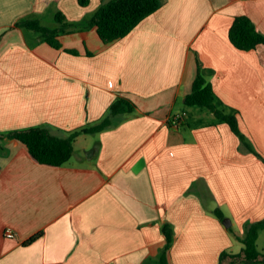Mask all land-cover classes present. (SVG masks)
Returning a JSON list of instances; mask_svg holds the SVG:
<instances>
[{
    "label": "crops",
    "instance_id": "obj_1",
    "mask_svg": "<svg viewBox=\"0 0 264 264\" xmlns=\"http://www.w3.org/2000/svg\"><path fill=\"white\" fill-rule=\"evenodd\" d=\"M101 1L0 0V132L47 124L64 135L99 119L116 95L136 104L118 125L77 135L61 165L0 137V264H159L164 223L170 264H218L222 250L241 249L234 235L264 217V161L239 149L227 123H200L209 114L184 101L199 59L264 156V44L243 50L228 36L240 14L264 33V0H162L107 43L88 27L60 32L55 48L14 27L26 16L55 20L57 10L84 22Z\"/></svg>",
    "mask_w": 264,
    "mask_h": 264
},
{
    "label": "trees",
    "instance_id": "obj_2",
    "mask_svg": "<svg viewBox=\"0 0 264 264\" xmlns=\"http://www.w3.org/2000/svg\"><path fill=\"white\" fill-rule=\"evenodd\" d=\"M89 0H79L86 5ZM162 5V0H102L97 9L84 21H69L61 10L54 13V19L58 23L55 28L42 23L39 17H21L14 22V27L36 31L42 39L51 46L59 48L61 43L58 34L62 31L95 27L100 39L111 42L127 35L143 18L156 11ZM230 42L237 48L249 50L258 44H264V33L257 29L253 20L246 14L234 16L228 32ZM66 51L76 54L75 49ZM213 73V69L206 68L197 59V74L193 80L191 91L185 96V105L207 108L209 117L201 118L204 125H217L225 122L239 138V149L252 152L264 161V156L258 152L249 138L240 129L238 122V110L225 102L216 94L207 75ZM136 104L127 96L116 95L105 113L97 120L87 122L64 135L52 132V126L38 124L28 127L12 129L0 132V137L9 136L25 144L29 153L39 162L50 165L65 163L73 153V142L81 133H94L112 128L118 125L125 115L133 113ZM177 118H173L175 121ZM214 214L222 219L224 214L220 208L214 209ZM264 229V217L246 223L243 235H234L243 245L237 252L224 249L220 252L218 264H264V251L257 246V236ZM232 232V227L228 228ZM165 235V244L159 264H170L168 252L172 245L173 230L167 223L162 225ZM233 233V232H232ZM41 232L31 235L23 244H29L35 240Z\"/></svg>",
    "mask_w": 264,
    "mask_h": 264
},
{
    "label": "rangeland",
    "instance_id": "obj_3",
    "mask_svg": "<svg viewBox=\"0 0 264 264\" xmlns=\"http://www.w3.org/2000/svg\"><path fill=\"white\" fill-rule=\"evenodd\" d=\"M42 23L45 24V25H47V26H49V27H53L54 25H57L58 24L56 22V20H53L52 18L51 19L44 20ZM190 107H192V110L193 111L198 112V114L199 113L200 114H207V112H209V110L207 108H199L197 106H190ZM195 114H197V113H195ZM91 137H94V135H90V136L87 137V139H88L87 143L93 145L94 140H95V137L93 139H91ZM82 142H84V141L82 140L78 144H76V150L81 151V144H82ZM256 242H257L258 248L260 250H262V244H264V230H262L260 232L259 237L257 238ZM236 243L238 244L239 242L236 241ZM235 250H237V248Z\"/></svg>",
    "mask_w": 264,
    "mask_h": 264
},
{
    "label": "built area",
    "instance_id": "obj_4",
    "mask_svg": "<svg viewBox=\"0 0 264 264\" xmlns=\"http://www.w3.org/2000/svg\"><path fill=\"white\" fill-rule=\"evenodd\" d=\"M3 233L6 236H12L13 235V232H12V230L9 227L4 228Z\"/></svg>",
    "mask_w": 264,
    "mask_h": 264
},
{
    "label": "water",
    "instance_id": "obj_5",
    "mask_svg": "<svg viewBox=\"0 0 264 264\" xmlns=\"http://www.w3.org/2000/svg\"><path fill=\"white\" fill-rule=\"evenodd\" d=\"M222 221H223L225 226H230V224H231L230 218H228V217H224Z\"/></svg>",
    "mask_w": 264,
    "mask_h": 264
}]
</instances>
